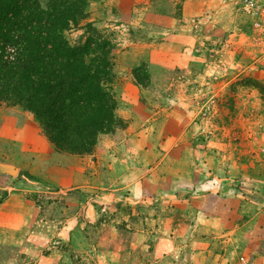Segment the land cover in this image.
<instances>
[{
	"label": "rangeland",
	"instance_id": "rangeland-1",
	"mask_svg": "<svg viewBox=\"0 0 264 264\" xmlns=\"http://www.w3.org/2000/svg\"><path fill=\"white\" fill-rule=\"evenodd\" d=\"M256 1L88 0L64 36L82 44L91 22L110 40L119 126L62 180L41 150L65 151L0 102V264H264Z\"/></svg>",
	"mask_w": 264,
	"mask_h": 264
},
{
	"label": "trees",
	"instance_id": "trees-1",
	"mask_svg": "<svg viewBox=\"0 0 264 264\" xmlns=\"http://www.w3.org/2000/svg\"><path fill=\"white\" fill-rule=\"evenodd\" d=\"M87 6L88 0H0V102L33 113L57 150L78 155L119 126L110 40L91 22L82 44L64 36L86 18Z\"/></svg>",
	"mask_w": 264,
	"mask_h": 264
},
{
	"label": "crops",
	"instance_id": "crops-1",
	"mask_svg": "<svg viewBox=\"0 0 264 264\" xmlns=\"http://www.w3.org/2000/svg\"><path fill=\"white\" fill-rule=\"evenodd\" d=\"M42 143V141H40L39 143H37L38 146H40ZM125 143V142H124ZM47 143H44V145H46ZM34 146H36V143L34 144ZM37 147H32V149H35V151H37L36 153L39 154V151L40 149ZM48 147V148H47ZM49 147H51L50 145L47 146L46 145V148L43 150H41V157L43 159V162L47 163L49 162L50 160L52 161L53 158L57 159L58 161H60V168L62 167V169L65 170V174L66 175L65 177H62L61 179L62 180H65V179H69L72 175H74L76 173V169L78 168V159L77 160H73L72 159V156L74 157H80V155H74V154H70V153H63V152H58L56 151L55 153L52 151V150H47V152H45L46 149H49ZM122 147H124V145H121V146H116L115 148L113 149H108V151H106V153L103 151V153H100L101 155L100 156H103V154H105L104 156H107L110 152L113 153L115 150H117L118 148L121 149ZM33 151V150H32ZM116 152V151H115ZM33 155H36V154H33ZM32 155V156H33ZM89 154H86V155H82L81 157L82 158H85L87 157ZM80 159V158H79ZM74 162V163H72ZM59 164V162L57 163ZM48 174V172L46 173Z\"/></svg>",
	"mask_w": 264,
	"mask_h": 264
},
{
	"label": "built area",
	"instance_id": "built-area-1",
	"mask_svg": "<svg viewBox=\"0 0 264 264\" xmlns=\"http://www.w3.org/2000/svg\"><path fill=\"white\" fill-rule=\"evenodd\" d=\"M241 6L243 7L244 10L246 11H253L257 12L260 4L256 0H241Z\"/></svg>",
	"mask_w": 264,
	"mask_h": 264
}]
</instances>
